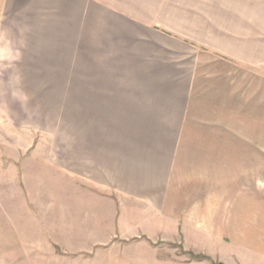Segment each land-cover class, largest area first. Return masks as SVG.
<instances>
[{
  "label": "rangeland",
  "instance_id": "rangeland-1",
  "mask_svg": "<svg viewBox=\"0 0 264 264\" xmlns=\"http://www.w3.org/2000/svg\"><path fill=\"white\" fill-rule=\"evenodd\" d=\"M228 6L264 63V0ZM72 9L59 0H0V264H135L140 255L144 264H264V81L251 96L256 82L246 76L242 97L196 107L181 135L179 174L207 171V239H193L187 224L177 243L91 247L102 232L84 221L98 196H110L83 186V162L103 160L86 155L88 141L118 147L176 132L123 127L125 51L106 49L92 18L81 25ZM107 107L110 128H102Z\"/></svg>",
  "mask_w": 264,
  "mask_h": 264
},
{
  "label": "crops",
  "instance_id": "crops-1",
  "mask_svg": "<svg viewBox=\"0 0 264 264\" xmlns=\"http://www.w3.org/2000/svg\"><path fill=\"white\" fill-rule=\"evenodd\" d=\"M59 1L70 3L72 12L75 8L81 25L92 18V33L107 39L106 49L125 51L123 65L118 64L124 66L123 127L176 132L174 137L125 139L118 147L110 138L88 141L86 155L103 160L83 162L82 180L88 184L83 186L91 194L112 197L103 203L97 195L96 213L84 221L102 232L101 238L93 234L91 247L116 239L121 243L115 246L124 242L131 249L177 243L187 224L193 239H207V171L179 174L181 135L195 119L196 107L242 97L244 76L254 78L256 87L248 89L258 95V82L264 81L259 43L244 37L241 15L228 0ZM105 109L98 114L102 128H110L113 107ZM141 257L134 263L144 264Z\"/></svg>",
  "mask_w": 264,
  "mask_h": 264
}]
</instances>
